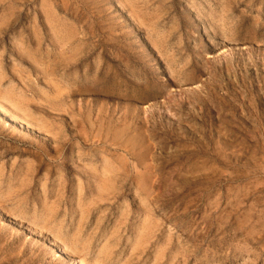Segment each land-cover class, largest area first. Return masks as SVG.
<instances>
[{
  "label": "rangeland",
  "instance_id": "374dc122",
  "mask_svg": "<svg viewBox=\"0 0 264 264\" xmlns=\"http://www.w3.org/2000/svg\"><path fill=\"white\" fill-rule=\"evenodd\" d=\"M0 112V264H264V0H0Z\"/></svg>",
  "mask_w": 264,
  "mask_h": 264
},
{
  "label": "bare ground",
  "instance_id": "6f19581e",
  "mask_svg": "<svg viewBox=\"0 0 264 264\" xmlns=\"http://www.w3.org/2000/svg\"><path fill=\"white\" fill-rule=\"evenodd\" d=\"M4 113V112H3ZM6 115V114H5ZM0 117L2 118V117H4V115L0 112ZM7 118H9V117H7ZM7 118H6V120H7ZM5 119V118H4ZM11 119V118H10ZM15 121V120H14ZM106 187V186H105ZM92 193V192H91ZM93 196V195H92Z\"/></svg>",
  "mask_w": 264,
  "mask_h": 264
}]
</instances>
